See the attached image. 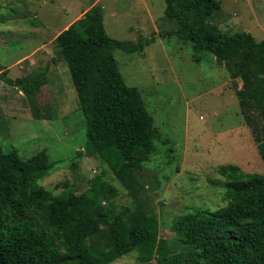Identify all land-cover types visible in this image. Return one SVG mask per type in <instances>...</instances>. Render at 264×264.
Returning a JSON list of instances; mask_svg holds the SVG:
<instances>
[{"label":"trees","instance_id":"1","mask_svg":"<svg viewBox=\"0 0 264 264\" xmlns=\"http://www.w3.org/2000/svg\"><path fill=\"white\" fill-rule=\"evenodd\" d=\"M164 3V16L177 29L161 36L188 43L196 62L201 53H210L231 80L241 82L235 95L264 165V40L246 32L225 34L209 22L218 0ZM150 39L110 38L103 8L92 5L56 36L53 47L52 63H66L84 117L87 140L79 157L105 160L129 190L137 182L135 172L154 153L156 131L140 91L125 83L113 51L142 53ZM46 71L11 80L0 65V78L22 90L35 118ZM55 164L44 149L23 159L17 150L0 147V264H111L132 251L137 254L132 264H264V173L220 167L225 204L175 217L171 231L183 239L174 245L160 237L156 215L146 213L137 199L117 209V190L104 175L90 179L81 194L45 189L40 180Z\"/></svg>","mask_w":264,"mask_h":264},{"label":"rangeland","instance_id":"2","mask_svg":"<svg viewBox=\"0 0 264 264\" xmlns=\"http://www.w3.org/2000/svg\"><path fill=\"white\" fill-rule=\"evenodd\" d=\"M218 1L209 22L225 34L246 32L264 40V0ZM92 5L103 8L110 38L123 43L153 38L142 53L113 51L125 83L140 91L156 131L154 153L135 172L133 190L115 179L105 160L79 157L87 140L84 117L66 63H52L56 36ZM164 9V0H0V65L6 77L47 70L36 95L38 118L22 90L0 78V147L17 150L23 159L44 149L56 164L40 184L54 194H81L90 179L104 175L117 190V209L137 199L146 213L156 215L160 237L175 245L183 239L171 231L175 217L225 204L220 167L263 174L264 165L235 95L241 82L231 80L210 53H201L196 62L188 43L175 35L162 37L177 29ZM136 255L132 251L111 264L135 263Z\"/></svg>","mask_w":264,"mask_h":264}]
</instances>
